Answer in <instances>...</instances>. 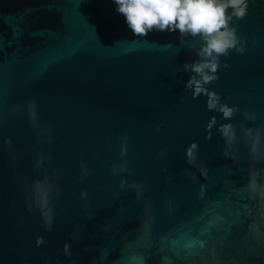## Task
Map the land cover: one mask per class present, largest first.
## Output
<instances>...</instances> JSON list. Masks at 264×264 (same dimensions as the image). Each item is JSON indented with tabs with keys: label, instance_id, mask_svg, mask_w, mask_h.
Returning a JSON list of instances; mask_svg holds the SVG:
<instances>
[{
	"label": "water",
	"instance_id": "obj_1",
	"mask_svg": "<svg viewBox=\"0 0 264 264\" xmlns=\"http://www.w3.org/2000/svg\"><path fill=\"white\" fill-rule=\"evenodd\" d=\"M247 3L230 22L244 51L205 85L238 108L226 119L185 87L199 37L134 36L114 0H0V264H264L247 187L250 173L264 186V132L257 155L245 134L264 127V0ZM36 152L51 164L37 169ZM45 175L50 230L31 197Z\"/></svg>",
	"mask_w": 264,
	"mask_h": 264
},
{
	"label": "clouds",
	"instance_id": "obj_2",
	"mask_svg": "<svg viewBox=\"0 0 264 264\" xmlns=\"http://www.w3.org/2000/svg\"><path fill=\"white\" fill-rule=\"evenodd\" d=\"M117 5L116 11L123 15L127 27L134 36H147L152 31H179L181 43H185L188 36L199 37L200 47L196 51L198 60L191 64L185 62L183 68L185 71L193 73L185 84L186 88L193 89V97L200 94L208 96L207 107L209 110H218L226 119H231L238 108L230 107L228 104L220 103V95L214 91L205 88L206 84L218 79L216 75L219 67V57L228 55L229 49L236 48L237 51L243 52V48H238L239 38L236 34V28L230 26V22L235 17L242 19L247 12V0H114ZM231 9V12L228 11ZM225 67H228L225 64ZM15 110V109H14ZM27 111L30 117V123L33 128L38 130V135L43 141L51 142V129L47 125L42 126L38 122L37 102L33 99L27 103ZM247 120H255V115L245 113ZM222 136L229 145L235 142V127L231 123L222 125L219 129ZM264 127H258L253 136V129L245 130L246 137H251V142L246 145L250 154L257 155L261 141V133ZM8 144L10 153H12V142L10 139L5 141ZM193 144L187 151L189 162H194ZM122 151H126L123 148ZM35 167L37 169L44 167V162L50 158L46 157L43 152L34 154ZM82 166H83V162ZM46 171V169H45ZM25 191H28L27 182ZM54 185L48 177L37 179L32 182L31 197L32 201L40 208L46 225L51 226L52 214L49 207L50 195ZM250 193H255L254 198L258 200V209L264 213V186L257 183L255 174L250 173L249 184L247 185ZM32 204L29 208L31 210ZM253 233L258 229L255 225L251 226ZM41 241L38 239L37 243ZM197 242H190L186 247H195ZM203 246V242H199ZM68 247L67 245L65 246Z\"/></svg>",
	"mask_w": 264,
	"mask_h": 264
}]
</instances>
